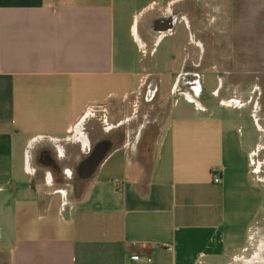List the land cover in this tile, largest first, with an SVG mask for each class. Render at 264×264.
Segmentation results:
<instances>
[{
  "label": "crops",
  "instance_id": "crops-1",
  "mask_svg": "<svg viewBox=\"0 0 264 264\" xmlns=\"http://www.w3.org/2000/svg\"><path fill=\"white\" fill-rule=\"evenodd\" d=\"M221 1L208 27L201 0H0V264H264V133L244 121L264 50ZM232 18L261 84L221 73ZM161 43L163 81L138 69ZM188 68L212 80L203 98L180 85ZM163 86L185 105L155 103ZM103 140L90 186L73 191Z\"/></svg>",
  "mask_w": 264,
  "mask_h": 264
},
{
  "label": "flooded vegetation",
  "instance_id": "flooded-vegetation-1",
  "mask_svg": "<svg viewBox=\"0 0 264 264\" xmlns=\"http://www.w3.org/2000/svg\"><path fill=\"white\" fill-rule=\"evenodd\" d=\"M202 2H204V4H199L200 9L197 12V16H201L202 19V23L203 25H207L208 27L210 24V20H212V12L211 9H209V3L213 0H209V2H206V0H201ZM231 3L233 4V6L235 7V0H230ZM235 12L232 13V17L235 16L234 14ZM230 26L228 27V31L226 32L227 36H221V38H229L230 40L228 41H223L219 44V46L216 49L215 52V57H217V60L219 59L221 62V67H222V74H229L230 76H234L235 74L239 73V74H243L245 76H248L249 78L247 80H245V86L251 85V84H261L260 81H258V79L253 76H251V70L248 67V70H244V68H246V65L249 63L250 58H251V42L250 41H246V40H242V38L240 36L234 37L233 36V29H234V18L231 19ZM157 27V26H156ZM155 27V29H157ZM193 32V25L191 24V29L187 30L188 34L190 35V32ZM224 33V32H223ZM198 38H200L201 40H206L208 38H210V29L208 28H204V30H200L198 31ZM210 46L209 48L206 47V44L204 45L203 48V54H204V59H202L203 61V67L205 68V71H207V61L208 58L207 56L210 55ZM259 54L264 56V52H258L255 55ZM257 56V57H258ZM264 61V57L261 58V60L259 61L260 63ZM209 71V70H208ZM207 73H194L193 69L188 68L187 71L185 72V74H183L181 81H180V85L182 87H184L185 89H188L189 91H191L193 93V95H198V97L203 98L205 95L203 94V89L204 86L206 85V80L205 77ZM256 74V73H254ZM155 80H151L148 84V97L150 95V93L152 92V89L155 86ZM208 84V83H207ZM215 101H218V98H215ZM110 140H103V141H99L97 143V145L95 146V148L91 151V153L89 154V156L91 154H93L94 152H96L97 150H100L102 148L106 149L107 152L109 151L110 148ZM49 154H42L41 158H40V162L43 164H47L49 163L46 157L49 158ZM87 156V158L89 157ZM83 162V161H82ZM78 165L77 170H76V174H75V181L77 180H83L80 179L78 176V170L79 167L81 165V163Z\"/></svg>",
  "mask_w": 264,
  "mask_h": 264
},
{
  "label": "rangeland",
  "instance_id": "rangeland-1",
  "mask_svg": "<svg viewBox=\"0 0 264 264\" xmlns=\"http://www.w3.org/2000/svg\"><path fill=\"white\" fill-rule=\"evenodd\" d=\"M206 2H209V0H206ZM221 2H222L221 0H216V3H221ZM244 5H246L247 10L244 13L240 14L241 8H243ZM234 14H235L236 19H238L243 14L247 15V18L250 19L249 22L251 23L252 33H255L257 36L260 35L261 37L262 42H258V44L256 45L257 46L260 45L261 50H264V0H235V13ZM182 38H185V36L182 35ZM252 45L254 46L255 44H252ZM163 61H164V43H161L160 45L156 46L155 51L152 55H148L146 59L142 60L143 64H140V66H138V69L142 70L143 67L148 68L149 71H152V74H153L152 76L155 79L156 77H159L160 80L163 81L164 79V76L162 74V72H164ZM155 71H158V73H155ZM154 74L157 76H154ZM204 77L206 80V85L204 86V90L206 92V88L208 84H211L212 80L208 76H204ZM164 86L161 89L160 94L156 98L155 103L160 102L163 106L164 104L167 105L169 102H174L176 100V102L180 104V106L185 105L183 97L179 95H175L171 97L169 95L168 88H164ZM256 97H257L256 99L257 107L254 108L253 111L251 112H248V111L245 112L246 114L244 115V121H245V128H247L249 132L254 136V138H256V141L259 142L257 138L259 136H263V133H264L263 132L264 130L260 131L257 128V126H259L261 129H264V123L262 122L263 121L262 118L264 117V89L263 87L261 88L260 91L256 92ZM260 143H263V142L260 141ZM74 179L75 178H73L74 183H72V185L69 188L77 193H81V192L83 193L84 189L90 186V182L92 178L89 180H77V181H75Z\"/></svg>",
  "mask_w": 264,
  "mask_h": 264
},
{
  "label": "water",
  "instance_id": "water-1",
  "mask_svg": "<svg viewBox=\"0 0 264 264\" xmlns=\"http://www.w3.org/2000/svg\"><path fill=\"white\" fill-rule=\"evenodd\" d=\"M152 95L153 94L151 92L147 100H150ZM106 155H107V150L102 148L91 154L88 158H86L79 167L78 170L79 178L83 180L91 179L95 174L97 168L101 164V162L105 159Z\"/></svg>",
  "mask_w": 264,
  "mask_h": 264
},
{
  "label": "built area",
  "instance_id": "built-area-1",
  "mask_svg": "<svg viewBox=\"0 0 264 264\" xmlns=\"http://www.w3.org/2000/svg\"><path fill=\"white\" fill-rule=\"evenodd\" d=\"M219 181H220L219 178H215V179H214V182H215V183H218Z\"/></svg>",
  "mask_w": 264,
  "mask_h": 264
}]
</instances>
